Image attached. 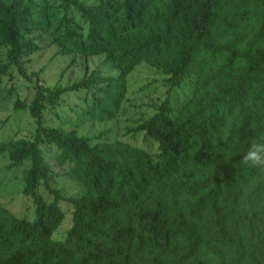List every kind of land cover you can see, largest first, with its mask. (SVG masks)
<instances>
[{"label":"trees","instance_id":"trees-1","mask_svg":"<svg viewBox=\"0 0 264 264\" xmlns=\"http://www.w3.org/2000/svg\"><path fill=\"white\" fill-rule=\"evenodd\" d=\"M53 27L64 55L102 56L118 71L89 106L90 119L116 117L126 76L141 63L161 71L170 88L193 78L197 88L171 116L166 100L139 128L156 152L116 142L95 144L74 130H45L41 111L58 92L37 87L32 141L0 143V156L29 161L22 194L34 221L0 207V264H264V169L242 162L264 138V0H62ZM51 27L33 0H0V80L38 50L29 36ZM37 83V82H35ZM50 141L60 165L81 186L62 199L50 188L39 150ZM97 139V138H96ZM42 183L53 197L35 190ZM71 208L62 240L52 234Z\"/></svg>","mask_w":264,"mask_h":264},{"label":"rangeland","instance_id":"rangeland-1","mask_svg":"<svg viewBox=\"0 0 264 264\" xmlns=\"http://www.w3.org/2000/svg\"><path fill=\"white\" fill-rule=\"evenodd\" d=\"M87 5L100 0H81ZM39 11H44L51 27L46 32L35 31L33 38L38 50L19 59L18 67L12 66L9 75L0 80V143L9 141H32L36 124L31 115L37 87L58 92L55 105L45 104L41 111V123L45 130L61 128L74 130L79 137L94 139L95 144L124 143L136 148L156 152V145L146 141L144 131L138 128L150 119L166 100L177 116L184 103L195 93L197 85L193 78L184 81L179 88L165 84L161 71L141 63L126 76L125 94L116 117L97 122L90 119L89 106L99 93L95 89L106 82H88L89 89L74 90L73 87L89 79L92 73L108 78L118 74L116 70L103 67L102 56L64 55L55 39L54 25L65 18L62 0H33ZM8 48L0 47V62L6 63ZM37 82V83H35ZM97 138V139H96ZM50 171V188L62 199L76 196L81 191L79 183L68 175L69 165H60L52 144L41 137L38 146ZM29 161L14 163L8 154L0 156V207L19 219L34 221V205L22 194L25 172ZM46 203L51 197L40 182L35 190ZM65 217L61 226L52 234L53 240H62L71 226V208L66 201L59 202Z\"/></svg>","mask_w":264,"mask_h":264},{"label":"clouds","instance_id":"clouds-1","mask_svg":"<svg viewBox=\"0 0 264 264\" xmlns=\"http://www.w3.org/2000/svg\"><path fill=\"white\" fill-rule=\"evenodd\" d=\"M241 159L245 165L264 169V138L251 142Z\"/></svg>","mask_w":264,"mask_h":264}]
</instances>
